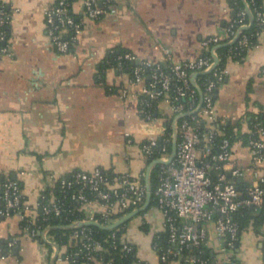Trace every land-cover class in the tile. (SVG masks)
<instances>
[{
	"label": "crops",
	"instance_id": "crops-1",
	"mask_svg": "<svg viewBox=\"0 0 264 264\" xmlns=\"http://www.w3.org/2000/svg\"><path fill=\"white\" fill-rule=\"evenodd\" d=\"M1 1L11 14V53L0 58V186L8 179L20 182L29 204L38 201L50 174L100 168L146 183L151 163L141 147L161 139L170 124L169 106L158 104L156 121L148 122L139 99L122 97L123 88L136 89L129 84L131 75L114 68L102 81L101 64L117 47L138 61L164 63L161 46L176 63L196 60L204 39L227 40L226 25L234 17L232 0H117L119 13L99 20L84 18L78 2L72 12L83 20V32L69 53L60 54L45 20L56 0ZM227 66L230 75L217 89L216 105L220 116L240 126L241 137L247 132L243 121L264 111V45ZM239 140L235 160L247 167L250 150ZM252 181L246 178L241 191ZM160 235L165 224L156 205L127 224L126 237L145 264H162L153 248ZM13 239L19 247L0 264H60L52 247L47 250L24 233L18 215L0 220V243ZM235 255L239 264H264V217L259 227L252 222L241 232Z\"/></svg>",
	"mask_w": 264,
	"mask_h": 264
},
{
	"label": "built area",
	"instance_id": "built-area-1",
	"mask_svg": "<svg viewBox=\"0 0 264 264\" xmlns=\"http://www.w3.org/2000/svg\"><path fill=\"white\" fill-rule=\"evenodd\" d=\"M256 1L247 0L237 18L229 22L227 40L204 39V52L196 60L176 63L163 46L164 63L138 61L131 53L118 58L116 68L120 70L126 64H136L129 81L136 89L123 88L122 97L139 99L141 114L148 122L156 121L158 104L165 103L170 109V124L162 128L161 139L152 138L141 147L148 160L167 161L177 142L175 158L161 165L155 190L152 188L165 224V243H153L162 264H239L235 253L242 231L237 215L254 207L252 211L264 217V111L243 121L247 138L241 141L248 146L251 160L249 166L240 167L234 155V144L240 141L238 133L228 134L230 123L219 115L216 105L217 89L230 75L227 61L241 62L249 51L264 45V11ZM78 2L87 19L119 13L117 0H56L46 9L45 20L48 37L60 54L69 53L83 32V20L72 12ZM254 21L259 30L249 36L246 32ZM10 22L11 14L0 0V58L11 53ZM222 45L229 51L221 57L217 48ZM216 58L219 63L213 68ZM248 177L253 181L242 192L238 181ZM47 180L34 204L26 202L20 182H3L0 220L20 216L24 233L47 250L52 247L60 264H114L113 259L103 261L104 254L111 251L126 257L135 253L133 264H145L126 232L120 231H126L127 224L110 230L106 239L98 238L97 227L88 225L111 226L142 208L148 196L145 182L100 168L66 177L50 174ZM54 220L62 223L54 224ZM56 230L69 231L68 244L61 246ZM18 247L16 239L9 241L6 254L0 243V258L12 255Z\"/></svg>",
	"mask_w": 264,
	"mask_h": 264
},
{
	"label": "trees",
	"instance_id": "trees-1",
	"mask_svg": "<svg viewBox=\"0 0 264 264\" xmlns=\"http://www.w3.org/2000/svg\"><path fill=\"white\" fill-rule=\"evenodd\" d=\"M248 1H252V0H248ZM256 2H257L258 6H261V5L263 6V1L258 0ZM231 5H232L233 11H234V17L232 19H235V18H237L238 12L245 6V3L243 0H232ZM228 25H229V23L226 25V29H227ZM258 30H259V28L256 26V21H254L253 26L249 30H247L246 33L249 36H251V35L255 34ZM8 33H9V29H8ZM252 40L255 41V38H253ZM228 51H229V49L227 47H223L219 50V54L222 57L225 54H227ZM126 53H127V51L123 50L121 47L114 48L113 50L108 52V54L106 55V58L104 59L103 63L101 64V66L99 68V70H100L99 74H101L99 76L100 80H102V81L104 80V74L108 70L119 67L118 58H119V56L126 54ZM223 62L225 63L226 60L224 59ZM135 66H136L135 63L134 64H126L123 71H125L126 73H129L131 75L133 73V68ZM239 128H240V126H235L233 124H229L227 126V132L229 135H235L238 133V139L241 138V139H243V141H245L247 136L241 135V137H240L239 134L241 133V131L239 130ZM159 144H162V142L160 141ZM156 157H158V156H156ZM154 160L155 159L149 160V162L152 163ZM161 167H162L161 165L156 166L152 172L151 184H152L153 191L155 190V186L158 182L157 176H158V173H159V170ZM213 174H214V176L216 175L215 171H213ZM151 204L156 205L154 195H153ZM144 213H146V212H143L140 215H143ZM236 219L240 222L241 231H243L252 222L254 223L256 228L259 227L263 221V215L256 216L251 209H244L237 215ZM53 223L54 224H60V223H62V221L54 220ZM96 231H98L97 237L100 239H106L111 234L110 230H103L100 228H96ZM120 231H122V233L126 232L125 230H123V228ZM54 233L57 234V237L59 238V241L61 242V246L69 243V231L68 230H56V231H54ZM165 240H166L165 235L164 236L160 235L155 239V241L160 242L161 244H164ZM2 244H3L4 253L8 254L10 251L8 248V242L6 241V242H3ZM112 259L114 260V264H133L137 258H136L135 253H132L126 257V256H123L119 251H111L110 253L104 254V258H103L104 262H108L109 260H112Z\"/></svg>",
	"mask_w": 264,
	"mask_h": 264
},
{
	"label": "water",
	"instance_id": "water-1",
	"mask_svg": "<svg viewBox=\"0 0 264 264\" xmlns=\"http://www.w3.org/2000/svg\"><path fill=\"white\" fill-rule=\"evenodd\" d=\"M250 17H251V23H253L254 18H253L252 15ZM223 47H226V45H222V46L218 47L217 50H220ZM218 63H219V59L216 58V65L213 68H215ZM176 153H177V142H174V145H173V148H172V154H171L170 158L167 161L162 160V159H158V160H155L154 162L151 163V165H150V167L148 169L147 178H146V183L148 185V196H147V201H146L145 205L142 208H140L139 210L128 214L127 216L122 218L119 222H117V223H115V224H113L111 226H103L101 224L94 223V222L89 223L88 225L89 226H94V227H97V228H100V229H103V230H114V229H116V228H118L120 226L128 224L136 216H138L141 213L145 212L150 207V205L152 203L153 196H152V186H151V175H152V172H153L154 168L156 166H158V165H168V164H170L173 161V159L175 158ZM238 183L241 184L242 180H239ZM251 210H254V207H252ZM55 261H56V259H54V262Z\"/></svg>",
	"mask_w": 264,
	"mask_h": 264
}]
</instances>
